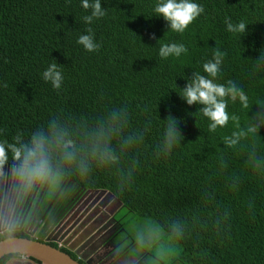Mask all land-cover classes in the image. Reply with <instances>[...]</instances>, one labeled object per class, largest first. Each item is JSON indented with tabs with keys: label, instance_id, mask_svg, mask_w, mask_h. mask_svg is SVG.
I'll list each match as a JSON object with an SVG mask.
<instances>
[{
	"label": "trees",
	"instance_id": "trees-1",
	"mask_svg": "<svg viewBox=\"0 0 264 264\" xmlns=\"http://www.w3.org/2000/svg\"><path fill=\"white\" fill-rule=\"evenodd\" d=\"M195 2L203 12L174 33L151 15V0H100L105 15L91 23L83 19L91 9L81 8L80 0H0V140L19 146L51 122L92 127L123 112L127 123L112 143L114 165L92 166L83 177L74 170L49 172L73 193H110L137 217V227L157 226L179 248L173 263L264 264V181L245 166V152L222 142L220 133L230 135L232 122L209 133L195 114L202 105H187L175 88H183L219 49V82L231 80L264 99V60L258 61L264 54V0ZM242 19L245 32L237 39L226 28ZM87 29L98 45L90 53L76 44ZM173 42L187 52L161 59L160 44ZM52 62L65 75L59 93L40 78ZM227 111L240 117L241 127L245 118L264 114L255 102L246 113L239 105ZM169 117L177 119L181 140L165 159L160 145ZM251 122L260 125L259 119ZM129 137L134 143L122 151ZM257 137L255 152L264 156V126ZM18 165L8 152L0 171Z\"/></svg>",
	"mask_w": 264,
	"mask_h": 264
},
{
	"label": "clouds",
	"instance_id": "clouds-1",
	"mask_svg": "<svg viewBox=\"0 0 264 264\" xmlns=\"http://www.w3.org/2000/svg\"><path fill=\"white\" fill-rule=\"evenodd\" d=\"M80 7L84 10L91 9V14L83 17L86 23L105 15L100 0H80ZM202 12L203 7L195 0H151L150 5L151 15L162 18L168 29L174 33H183ZM246 23L243 19L235 24L228 23L226 30L238 39L244 34ZM86 31L89 34L78 35L76 44L85 52H94L98 45L93 40L92 30ZM186 52L183 44L161 43L158 55L161 59L179 58ZM223 56L219 49L214 50L212 58L200 65L202 71L194 72L183 88L175 86L178 89L176 92L187 105H202L195 114L209 133H217L232 122L230 135L220 133L222 142L226 148L245 152V166L251 170L253 176L264 181V156H258L255 152L258 128L264 126V114L257 113L254 118H245L241 127L240 117L227 111L230 106L239 105L241 112L246 113L253 102L264 108V99L246 94L231 80L219 82ZM259 60H264V54L258 57ZM40 78L57 93L63 89L65 75L55 62L48 64L40 73ZM252 119H259L260 125L253 124ZM126 123V115L120 111H113L110 116L100 119L92 127L78 126L70 129L66 124L51 122L46 131L33 132L29 140L19 143V146L0 140V164L6 161L7 153L11 152L13 158L19 161L14 176L21 191L25 192L52 168L61 172L74 170L83 177L92 166L106 168L117 162L118 157L114 153L112 143L120 136ZM177 123V119L173 117L163 122L160 152L165 159L180 147L181 135L176 128ZM133 143V139L129 137L123 142L121 150L132 146ZM137 246L138 249L147 246L142 236H137Z\"/></svg>",
	"mask_w": 264,
	"mask_h": 264
},
{
	"label": "flooded vegetation",
	"instance_id": "flooded-vegetation-1",
	"mask_svg": "<svg viewBox=\"0 0 264 264\" xmlns=\"http://www.w3.org/2000/svg\"><path fill=\"white\" fill-rule=\"evenodd\" d=\"M14 170L2 171L0 237L14 235L10 238L55 246L79 264H149L145 254L134 250L137 243L134 247L125 244L129 237L124 225L129 223L126 215H119L122 207L111 196L99 198L98 191L90 190L73 193L52 172L21 191ZM12 259L19 260V256H6L1 264Z\"/></svg>",
	"mask_w": 264,
	"mask_h": 264
},
{
	"label": "rangeland",
	"instance_id": "rangeland-1",
	"mask_svg": "<svg viewBox=\"0 0 264 264\" xmlns=\"http://www.w3.org/2000/svg\"><path fill=\"white\" fill-rule=\"evenodd\" d=\"M2 171H0V181L3 174ZM98 196L99 198H109V195L107 193H103L102 191H98L96 197ZM110 204H114L113 199L111 200ZM123 214L126 215L125 218L129 223L127 226L124 225L125 233L129 237L126 239L125 244H131L132 240L137 243V236H142L145 239L147 246L140 249L134 248V250L138 253L145 254L144 257L148 259L149 264L154 262L152 259L156 261V264H178L177 262H172V259L179 252V248L175 246V243L171 238L166 236V234H164L155 225L154 227H150L151 230H149V228L145 227L148 224L147 222H143V227H137V224L134 225L136 220L138 221L137 217L121 208L119 215Z\"/></svg>",
	"mask_w": 264,
	"mask_h": 264
},
{
	"label": "water",
	"instance_id": "water-1",
	"mask_svg": "<svg viewBox=\"0 0 264 264\" xmlns=\"http://www.w3.org/2000/svg\"><path fill=\"white\" fill-rule=\"evenodd\" d=\"M102 192L107 193L119 206H122L110 193ZM10 255L19 256V260L12 259L5 264H22L23 262H30V264H36L35 262L39 264H79L56 248L24 238H7L0 241V261Z\"/></svg>",
	"mask_w": 264,
	"mask_h": 264
}]
</instances>
